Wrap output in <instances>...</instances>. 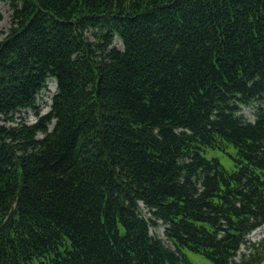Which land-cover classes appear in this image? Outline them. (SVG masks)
<instances>
[{"label": "trees", "instance_id": "obj_1", "mask_svg": "<svg viewBox=\"0 0 264 264\" xmlns=\"http://www.w3.org/2000/svg\"><path fill=\"white\" fill-rule=\"evenodd\" d=\"M9 1L0 264H264V0Z\"/></svg>", "mask_w": 264, "mask_h": 264}, {"label": "rangeland", "instance_id": "obj_2", "mask_svg": "<svg viewBox=\"0 0 264 264\" xmlns=\"http://www.w3.org/2000/svg\"><path fill=\"white\" fill-rule=\"evenodd\" d=\"M11 15H12V8L10 5V1L9 0H0V40L6 35L8 29L11 25ZM48 89L49 90L46 92V94L43 97V101H45L46 103L42 102V100H41V102L44 104L42 113L48 112V110L50 108L52 96L54 95V93L56 92V89H57V83L55 80H49ZM243 112L246 116L250 117V119L253 120L254 116H253L251 108H245L243 110ZM19 114L22 117L26 118L29 123H33L36 120V116L33 114V111L31 109L24 110ZM1 122L2 121L0 120V123ZM207 156L208 157H213V156L219 157V159L222 161V163L229 170H233L235 168L234 162L231 159V157L228 156L227 154L223 153V152L208 151ZM163 228L164 227L161 226L159 228V230L162 232ZM260 236H262V230L257 229L256 231H254L253 233H251L248 236V239L250 241L254 242L255 240H258L260 238ZM247 252H248V243H245L242 245V247L240 249V255L237 258L240 260L241 257L243 256V254L247 253ZM185 253H186V259L184 261V264H217L215 261L210 259L208 256H206L205 254L200 253L198 251H195L192 249L191 250L186 249Z\"/></svg>", "mask_w": 264, "mask_h": 264}]
</instances>
